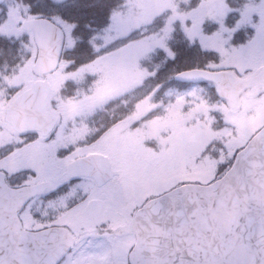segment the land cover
Returning a JSON list of instances; mask_svg holds the SVG:
<instances>
[{
	"label": "snow or ice",
	"instance_id": "1",
	"mask_svg": "<svg viewBox=\"0 0 264 264\" xmlns=\"http://www.w3.org/2000/svg\"><path fill=\"white\" fill-rule=\"evenodd\" d=\"M0 264H264V0H0Z\"/></svg>",
	"mask_w": 264,
	"mask_h": 264
}]
</instances>
